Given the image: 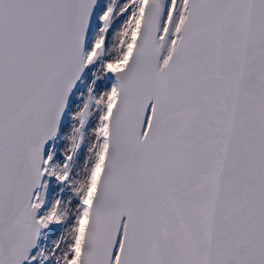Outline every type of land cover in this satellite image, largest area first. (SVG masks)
I'll use <instances>...</instances> for the list:
<instances>
[{"label": "snow or ice", "instance_id": "snow-or-ice-1", "mask_svg": "<svg viewBox=\"0 0 264 264\" xmlns=\"http://www.w3.org/2000/svg\"><path fill=\"white\" fill-rule=\"evenodd\" d=\"M0 264H264V0H0Z\"/></svg>", "mask_w": 264, "mask_h": 264}]
</instances>
